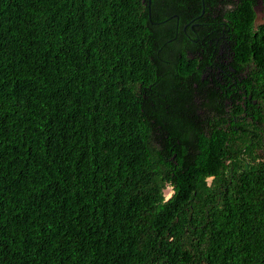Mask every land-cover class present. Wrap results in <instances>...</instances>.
<instances>
[{
  "label": "trees",
  "instance_id": "16d2710c",
  "mask_svg": "<svg viewBox=\"0 0 264 264\" xmlns=\"http://www.w3.org/2000/svg\"><path fill=\"white\" fill-rule=\"evenodd\" d=\"M260 3L0 0V264H264Z\"/></svg>",
  "mask_w": 264,
  "mask_h": 264
},
{
  "label": "rangeland",
  "instance_id": "374dc122",
  "mask_svg": "<svg viewBox=\"0 0 264 264\" xmlns=\"http://www.w3.org/2000/svg\"><path fill=\"white\" fill-rule=\"evenodd\" d=\"M256 12V23H260L262 18L264 17V8L260 7L259 5L255 8ZM166 196L168 197L170 194V190L166 189L165 191Z\"/></svg>",
  "mask_w": 264,
  "mask_h": 264
},
{
  "label": "flooded vegetation",
  "instance_id": "af4514ba",
  "mask_svg": "<svg viewBox=\"0 0 264 264\" xmlns=\"http://www.w3.org/2000/svg\"><path fill=\"white\" fill-rule=\"evenodd\" d=\"M258 5H259L260 7H263V8H264V5H262L261 3L258 4ZM258 5H257V6H258ZM257 6H256V7H257ZM263 20H264V17L262 18L261 22H263Z\"/></svg>",
  "mask_w": 264,
  "mask_h": 264
}]
</instances>
